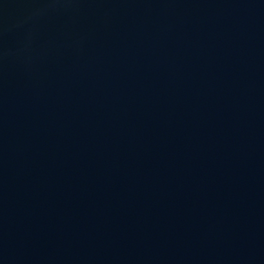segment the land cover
<instances>
[{
  "label": "water",
  "instance_id": "95a60500",
  "mask_svg": "<svg viewBox=\"0 0 264 264\" xmlns=\"http://www.w3.org/2000/svg\"><path fill=\"white\" fill-rule=\"evenodd\" d=\"M0 264H264V0H0Z\"/></svg>",
  "mask_w": 264,
  "mask_h": 264
}]
</instances>
